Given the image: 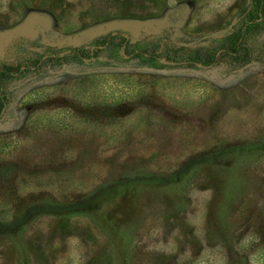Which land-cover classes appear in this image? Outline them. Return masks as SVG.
Masks as SVG:
<instances>
[{
	"label": "rangeland",
	"instance_id": "obj_1",
	"mask_svg": "<svg viewBox=\"0 0 264 264\" xmlns=\"http://www.w3.org/2000/svg\"><path fill=\"white\" fill-rule=\"evenodd\" d=\"M4 63L0 264H113L125 230L131 264H221L232 178L264 223V0H0Z\"/></svg>",
	"mask_w": 264,
	"mask_h": 264
},
{
	"label": "trees",
	"instance_id": "obj_2",
	"mask_svg": "<svg viewBox=\"0 0 264 264\" xmlns=\"http://www.w3.org/2000/svg\"><path fill=\"white\" fill-rule=\"evenodd\" d=\"M28 67L30 65L27 63L22 64L21 67L4 63L0 67V74L12 75ZM4 90L3 83L0 80V111L2 104L7 99ZM233 170L236 174L239 173L236 168ZM185 186L186 182L176 190L181 191ZM171 187L167 186V190H173ZM241 188V183L237 178L230 179L226 196H224L214 218V231L211 236L214 235L215 241L211 249L218 253L217 257H221V264H264V223L253 225L250 222L251 217L247 215L240 223H237L236 217L240 216H236V213L232 217L233 213L229 211L232 205L236 204L237 210H241L242 205H244L245 197L241 196ZM122 234L126 240V249L123 253L125 259L123 261L112 256L114 259L113 264H131L129 261L131 258L130 251L133 249L130 245L131 238L126 230Z\"/></svg>",
	"mask_w": 264,
	"mask_h": 264
},
{
	"label": "water",
	"instance_id": "obj_3",
	"mask_svg": "<svg viewBox=\"0 0 264 264\" xmlns=\"http://www.w3.org/2000/svg\"><path fill=\"white\" fill-rule=\"evenodd\" d=\"M248 63H249V61H247V62L243 63V64H242V67H243V66H246ZM232 70H233V71H237V70H238V68H233Z\"/></svg>",
	"mask_w": 264,
	"mask_h": 264
}]
</instances>
